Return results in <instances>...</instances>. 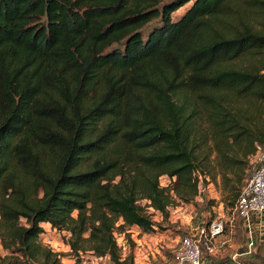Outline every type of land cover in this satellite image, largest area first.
<instances>
[{
  "label": "trees",
  "instance_id": "16d2710c",
  "mask_svg": "<svg viewBox=\"0 0 264 264\" xmlns=\"http://www.w3.org/2000/svg\"><path fill=\"white\" fill-rule=\"evenodd\" d=\"M260 147L264 0H0V222L29 252L49 224L132 264L115 230L201 185L232 206Z\"/></svg>",
  "mask_w": 264,
  "mask_h": 264
},
{
  "label": "rangeland",
  "instance_id": "374dc122",
  "mask_svg": "<svg viewBox=\"0 0 264 264\" xmlns=\"http://www.w3.org/2000/svg\"><path fill=\"white\" fill-rule=\"evenodd\" d=\"M189 5L190 3L181 7L174 14V18L181 15ZM252 160L253 158L250 160V164L253 167L249 171V177L254 171ZM160 182L162 186L169 183L167 177H162ZM1 195L2 193L0 191V200H2ZM140 204L144 205L145 201H140ZM230 205V201H227L225 204L221 192L215 184L201 185L199 196L194 201L190 203H179L169 209V217L161 223L164 227L163 233L161 232L157 235L141 234L134 227L127 229L126 233H119L115 230L113 237L118 247L119 258L122 261L131 254L132 264H137L134 255L139 250L138 248L142 247L141 245L151 243L152 241L161 243L159 241L167 239L166 243H168V246H164L163 249L159 248V252H154L153 257L151 254H148L149 264L161 263L160 261L158 263L157 261L154 262V259L161 260L159 255L171 257L177 244L175 239H180L189 229L212 219L219 217L226 218L230 212ZM154 218L161 220V216L157 213L154 215ZM20 222L24 223V219H21ZM42 225L44 232L39 236V247L37 250L29 252L19 243L18 237L5 232L0 222V264H6L9 261H16L20 264H49L48 252L50 253V258L57 257L59 264H112L108 257L97 256L85 244L79 249L71 248L69 244L70 234L66 230L51 228L49 224ZM126 234L129 235V238L126 237ZM167 235L168 237L164 238ZM170 237L173 238L170 239ZM141 250H144V248ZM261 264H264V255L262 256Z\"/></svg>",
  "mask_w": 264,
  "mask_h": 264
},
{
  "label": "built area",
  "instance_id": "2783aa9c",
  "mask_svg": "<svg viewBox=\"0 0 264 264\" xmlns=\"http://www.w3.org/2000/svg\"><path fill=\"white\" fill-rule=\"evenodd\" d=\"M253 165L254 171L241 187L228 216L212 219L183 234L173 251L172 264H201L205 253L215 251L214 240L223 234L227 227H233L237 218L248 223L253 214L264 212V147L258 149L253 158ZM253 246L254 238L250 236L248 253L252 251Z\"/></svg>",
  "mask_w": 264,
  "mask_h": 264
},
{
  "label": "crops",
  "instance_id": "0c3cea01",
  "mask_svg": "<svg viewBox=\"0 0 264 264\" xmlns=\"http://www.w3.org/2000/svg\"><path fill=\"white\" fill-rule=\"evenodd\" d=\"M248 224H250L248 226ZM157 235V234H156ZM164 236V235H163ZM250 236L254 238V246L252 251L248 253V241ZM168 235L164 238H167ZM173 237H170L172 239ZM179 238V237H178ZM164 241H152L145 243L138 248L134 259L137 264H149L148 254L154 256V252L158 253L159 248L163 249L168 246ZM179 239H175V242ZM215 251L213 253H205L202 257L201 264H261L262 256L264 255V212L253 214L251 219L245 221L237 218L233 227H227L223 234L219 235L215 240ZM144 248V250H141ZM146 249H148L146 251ZM149 252V253H148ZM173 254V253H172ZM172 257L159 255L161 260L158 264H172Z\"/></svg>",
  "mask_w": 264,
  "mask_h": 264
}]
</instances>
